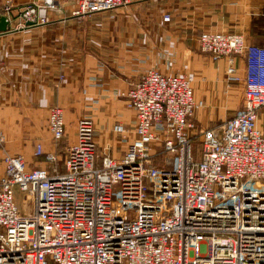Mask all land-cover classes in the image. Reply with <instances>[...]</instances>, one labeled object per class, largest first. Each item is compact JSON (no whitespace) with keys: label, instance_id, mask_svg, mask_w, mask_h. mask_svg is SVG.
<instances>
[{"label":"built area","instance_id":"1","mask_svg":"<svg viewBox=\"0 0 264 264\" xmlns=\"http://www.w3.org/2000/svg\"><path fill=\"white\" fill-rule=\"evenodd\" d=\"M68 1L77 20L132 3ZM14 2L2 7L14 32L62 13L60 0ZM196 42L212 61L227 60V83L242 84L240 109L218 129H195L204 102L192 76L150 69L120 94L135 113V138L121 160L98 156L89 118L76 124L63 172L30 169L7 152L0 132V264H264V46L232 31L202 32ZM47 130L54 147L66 140L62 108H49ZM112 132L126 130L115 124ZM34 156L56 163L41 144ZM15 191L32 201L30 213L20 214Z\"/></svg>","mask_w":264,"mask_h":264},{"label":"crops","instance_id":"2","mask_svg":"<svg viewBox=\"0 0 264 264\" xmlns=\"http://www.w3.org/2000/svg\"><path fill=\"white\" fill-rule=\"evenodd\" d=\"M36 1L15 0L13 7ZM4 4L0 0V16ZM60 5L62 13L50 16L45 27L14 32L16 21H11V30L0 34V132L7 152L22 155L30 169L48 168L50 173L64 171L65 148L75 142L81 118L94 123L99 157L123 158L135 138V113L120 94L150 69L193 77L194 97L204 102L192 118L196 131L215 119L227 120L235 114L242 84L227 83V60L212 61L198 49L197 37L232 31L250 44L264 45L263 36L251 34L253 20L264 30V0H132L81 20L70 17L71 1L60 0ZM236 65L241 74L238 59ZM53 106L62 108L66 130V140L57 147L47 130ZM115 124L126 133H113ZM36 144L54 154L56 163L50 166L44 156L35 157ZM1 158L0 152V178Z\"/></svg>","mask_w":264,"mask_h":264},{"label":"rangeland","instance_id":"3","mask_svg":"<svg viewBox=\"0 0 264 264\" xmlns=\"http://www.w3.org/2000/svg\"><path fill=\"white\" fill-rule=\"evenodd\" d=\"M240 90V89H239ZM236 97V96H235ZM238 101L237 99H235L237 101V107H236V111H238L240 109V105H241V94H238ZM206 108H203V110H205ZM235 111V113H236ZM223 113L225 114V112L223 111ZM260 116L258 119L259 122V130L260 128L262 129V131H264V108H262L261 112H260ZM231 115H226V118L230 117ZM225 119V118H224ZM224 119H218L215 121H213L212 123H209L206 125V127L208 126V128H215L218 129L220 127V125L222 124V122L224 121ZM262 133V132H261ZM15 198H16V204L17 207L19 209V212L21 215H24L26 213H30L32 211V201H28L27 200V195L25 193H21L19 191H15Z\"/></svg>","mask_w":264,"mask_h":264},{"label":"trees","instance_id":"4","mask_svg":"<svg viewBox=\"0 0 264 264\" xmlns=\"http://www.w3.org/2000/svg\"><path fill=\"white\" fill-rule=\"evenodd\" d=\"M264 23V22H263ZM263 23H259L260 25H263ZM256 25L257 24V21H252L251 23V34L253 37H257V36H263L264 37V30L262 31V28L261 27H257ZM257 46H264V45H258L256 44Z\"/></svg>","mask_w":264,"mask_h":264},{"label":"water","instance_id":"5","mask_svg":"<svg viewBox=\"0 0 264 264\" xmlns=\"http://www.w3.org/2000/svg\"><path fill=\"white\" fill-rule=\"evenodd\" d=\"M8 30V23L5 17L0 16V34L6 33Z\"/></svg>","mask_w":264,"mask_h":264}]
</instances>
